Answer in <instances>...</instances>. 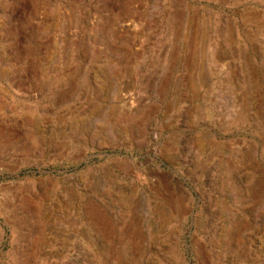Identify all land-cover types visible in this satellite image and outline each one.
Returning <instances> with one entry per match:
<instances>
[{
  "label": "rangeland",
  "instance_id": "1",
  "mask_svg": "<svg viewBox=\"0 0 264 264\" xmlns=\"http://www.w3.org/2000/svg\"><path fill=\"white\" fill-rule=\"evenodd\" d=\"M0 264H264V0H0Z\"/></svg>",
  "mask_w": 264,
  "mask_h": 264
},
{
  "label": "water",
  "instance_id": "2",
  "mask_svg": "<svg viewBox=\"0 0 264 264\" xmlns=\"http://www.w3.org/2000/svg\"><path fill=\"white\" fill-rule=\"evenodd\" d=\"M115 157H121L122 159H130L131 160V158H129V157H127V156H123V155H121V154H116V155H114Z\"/></svg>",
  "mask_w": 264,
  "mask_h": 264
},
{
  "label": "bare ground",
  "instance_id": "3",
  "mask_svg": "<svg viewBox=\"0 0 264 264\" xmlns=\"http://www.w3.org/2000/svg\"><path fill=\"white\" fill-rule=\"evenodd\" d=\"M93 220V219H92ZM131 244V243H130Z\"/></svg>",
  "mask_w": 264,
  "mask_h": 264
}]
</instances>
